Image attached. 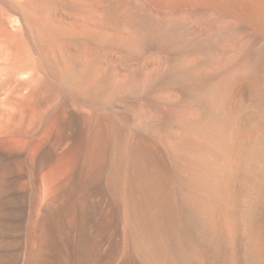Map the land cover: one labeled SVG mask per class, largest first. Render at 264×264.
Instances as JSON below:
<instances>
[{"label": "bare ground", "instance_id": "obj_1", "mask_svg": "<svg viewBox=\"0 0 264 264\" xmlns=\"http://www.w3.org/2000/svg\"><path fill=\"white\" fill-rule=\"evenodd\" d=\"M209 1L216 32L254 46L260 73L253 93L216 100L219 147L191 140L206 162L187 179L202 219L188 234L176 178L133 133V69L106 85L114 7L0 0V264H264V0ZM139 28L137 40L153 36Z\"/></svg>", "mask_w": 264, "mask_h": 264}, {"label": "rangeland", "instance_id": "obj_2", "mask_svg": "<svg viewBox=\"0 0 264 264\" xmlns=\"http://www.w3.org/2000/svg\"><path fill=\"white\" fill-rule=\"evenodd\" d=\"M106 3L107 8L114 7L117 11L115 20H108V24L113 26L107 30V44L112 40L116 41H112L114 44L106 48L105 77L109 79L105 78V81H112L110 83L106 81V85L109 87L114 77H117V81L124 82L127 80V71H125L127 66L133 69L135 75L133 84L136 87L134 101L137 102L133 133L139 138H149L156 160L165 161L166 166L170 168L169 172L173 175V180L176 178L174 200L177 219L189 234L188 226L191 223L199 224L201 213L189 203L187 198L190 191L188 176L189 178L192 175L200 178L205 176L203 164L206 162L200 154L194 153L192 141L196 139L201 144L213 148L222 144L220 105L216 104L218 103L216 100L224 102L233 92L243 89H248L250 92L252 90L253 93L255 88L250 83V78L260 73L259 58L250 53L254 46L242 41L235 44L226 40V37L232 33L231 29H224L222 33L216 32L211 20L209 0H107ZM139 27L147 29L149 27L148 35L153 36L137 40ZM137 28L139 29L136 31ZM183 56L185 57L182 58ZM121 59L124 61L122 62ZM118 63L121 64V69L117 66ZM183 72L190 73L185 78ZM199 78H202V81ZM123 82L122 85L126 81ZM130 92L128 83L120 95L128 96ZM144 98L148 101L146 102ZM107 105H110L109 99ZM127 127L130 128V124H127ZM178 163L181 165L176 168ZM202 198H207V194H203ZM188 211L195 219L187 214ZM187 216H190L193 222H190L191 219ZM196 224L190 225L189 229L201 225V223Z\"/></svg>", "mask_w": 264, "mask_h": 264}]
</instances>
